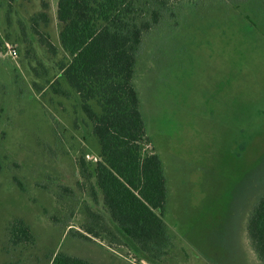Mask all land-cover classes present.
Returning a JSON list of instances; mask_svg holds the SVG:
<instances>
[{
  "label": "rangeland",
  "instance_id": "1",
  "mask_svg": "<svg viewBox=\"0 0 264 264\" xmlns=\"http://www.w3.org/2000/svg\"><path fill=\"white\" fill-rule=\"evenodd\" d=\"M58 1L0 0V264H51L58 253L96 264H262L247 222L264 195V0H176L144 35L134 85L144 147L160 156L168 190L159 261L126 238L77 237L89 211L111 221L94 174L98 141L60 72ZM137 7L150 22L155 4ZM16 220L34 244L11 242Z\"/></svg>",
  "mask_w": 264,
  "mask_h": 264
},
{
  "label": "trees",
  "instance_id": "2",
  "mask_svg": "<svg viewBox=\"0 0 264 264\" xmlns=\"http://www.w3.org/2000/svg\"><path fill=\"white\" fill-rule=\"evenodd\" d=\"M8 1L11 4L15 0ZM139 1L59 0L57 19L62 25L59 40L68 57L60 63V72L79 96L82 112L98 141L99 160L94 174L112 223L89 211L91 223L83 226L84 233L78 232L77 237L89 241L92 237L101 239L104 234L119 245L126 238L148 260L159 261L169 242L164 221L167 178L160 156L145 150L150 140L134 79L144 35L160 23L163 11L176 0H150L156 7L150 22L139 20ZM47 7L45 3L44 8ZM38 17L46 27L49 25L46 13ZM38 21L35 20V27ZM42 42L51 53H56L49 40L44 38ZM55 92L65 94L58 89ZM11 230V242L15 246L34 244L24 221H14ZM247 234L264 264V195L250 213ZM51 264L93 263L58 253Z\"/></svg>",
  "mask_w": 264,
  "mask_h": 264
},
{
  "label": "built area",
  "instance_id": "3",
  "mask_svg": "<svg viewBox=\"0 0 264 264\" xmlns=\"http://www.w3.org/2000/svg\"><path fill=\"white\" fill-rule=\"evenodd\" d=\"M9 51H10V55H11L13 58H16V57H17V51H16V49H11V48L9 47ZM95 160H97V159H95Z\"/></svg>",
  "mask_w": 264,
  "mask_h": 264
},
{
  "label": "crops",
  "instance_id": "4",
  "mask_svg": "<svg viewBox=\"0 0 264 264\" xmlns=\"http://www.w3.org/2000/svg\"><path fill=\"white\" fill-rule=\"evenodd\" d=\"M91 263H93V264H96V263H95V262H93V261H92Z\"/></svg>",
  "mask_w": 264,
  "mask_h": 264
}]
</instances>
